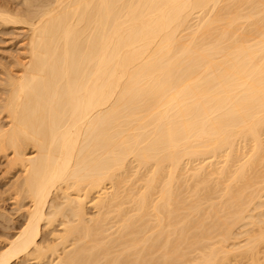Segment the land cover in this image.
Instances as JSON below:
<instances>
[{"label":"bare ground","instance_id":"bare-ground-1","mask_svg":"<svg viewBox=\"0 0 264 264\" xmlns=\"http://www.w3.org/2000/svg\"><path fill=\"white\" fill-rule=\"evenodd\" d=\"M24 1L0 264H264V0Z\"/></svg>","mask_w":264,"mask_h":264},{"label":"rangeland","instance_id":"rangeland-1","mask_svg":"<svg viewBox=\"0 0 264 264\" xmlns=\"http://www.w3.org/2000/svg\"><path fill=\"white\" fill-rule=\"evenodd\" d=\"M25 3L24 0H0V4L8 5L12 8H24ZM26 33V28H22L21 25H2L0 23V89L2 88L5 72L12 69L18 59H24ZM1 98L2 91L0 90V100ZM7 163L5 159L0 160V214L4 213L14 221H5L4 217H0V240L3 235L1 233H15L17 225L22 220L20 213L15 210L12 201L8 199V189L19 173L15 170L10 171Z\"/></svg>","mask_w":264,"mask_h":264}]
</instances>
